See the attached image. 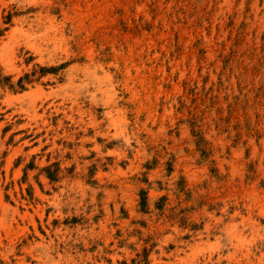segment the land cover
I'll use <instances>...</instances> for the list:
<instances>
[{
	"label": "rangeland",
	"instance_id": "rangeland-1",
	"mask_svg": "<svg viewBox=\"0 0 264 264\" xmlns=\"http://www.w3.org/2000/svg\"><path fill=\"white\" fill-rule=\"evenodd\" d=\"M0 264H264V0H0Z\"/></svg>",
	"mask_w": 264,
	"mask_h": 264
}]
</instances>
